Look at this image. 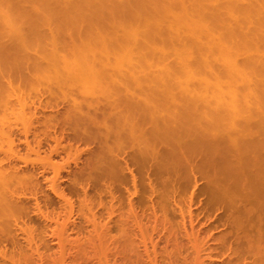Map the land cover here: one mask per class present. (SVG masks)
<instances>
[{
  "label": "rangeland",
  "instance_id": "374dc122",
  "mask_svg": "<svg viewBox=\"0 0 264 264\" xmlns=\"http://www.w3.org/2000/svg\"><path fill=\"white\" fill-rule=\"evenodd\" d=\"M87 1L0 0V165L15 181L11 199L19 208L10 223L0 218V264H264V76L256 73L264 67L251 64L250 75L246 64L243 79L223 72L216 49L208 58L209 47L233 50L247 43L244 35H256L264 1L235 0L263 10L245 23L240 7L229 11L234 0ZM178 19L171 40L169 24ZM238 27L243 38L233 30L229 40L227 30ZM191 35L202 39L201 54ZM235 54L242 67L254 51ZM215 77L235 90L237 110L215 97L209 105L199 100L201 108L192 104ZM229 92H220L226 102L235 94ZM125 99L149 109L138 104L131 113ZM120 113L144 121L134 135L150 126L166 129L170 140L153 139L148 151L130 128L121 140ZM185 139L192 143L183 146ZM167 148L173 152L162 154ZM255 187L263 190L257 198Z\"/></svg>",
  "mask_w": 264,
  "mask_h": 264
},
{
  "label": "bare ground",
  "instance_id": "6f19581e",
  "mask_svg": "<svg viewBox=\"0 0 264 264\" xmlns=\"http://www.w3.org/2000/svg\"><path fill=\"white\" fill-rule=\"evenodd\" d=\"M93 1H94V0H93ZM93 1L89 0V1H87V2H88L87 4H89V3L91 4V2H93ZM103 1H104V0H103ZM238 1H239V0H238ZM263 1H264V0H263ZM47 2H48V1H47ZM232 2H233V1H232ZM260 2H261V1H260ZM100 3H102V2L100 1ZM233 3H234V4H233ZM233 3L230 4V5H232V6H230L231 9H230V10L228 9V10H229V11H232V12L235 11L237 8H238V10H239V7H240L241 5L238 7V2H235V0H234ZM262 3H264V2H261V4H262ZM90 4H89V5H90ZM92 4H93V3H92ZM251 4H252V3H251ZM252 5H253V4H252ZM254 5H255V6H250V5H249V7H248V5H246V6L248 7V9H245V8H246L245 5H244L243 7H240V9H241L240 12L242 11V14L244 15V13H243V11H244V12H245V16H243V17H245V20L247 19L246 21L243 20L241 23H243V22H244V23H245V22H248V18H249V21H250V20H251L250 18H253V17H254V15H255V14H254L255 8H259L260 6H262V9H263V7H264V4L259 5V7H258L256 4H254ZM233 6H236L237 8H236V7L234 8ZM256 6H257V7H256ZM249 8H250V9H249ZM251 8H253V9H251ZM232 9H233V10H232ZM234 9H235V10H234ZM259 9H260V10H259ZM259 9H258V10H259L260 13L263 12V10H262L261 8H259ZM245 10H246V11H245ZM249 10H250L251 12H252V10H253V12L250 13ZM261 10H262V11H261ZM247 11H248V13H247ZM247 14H248V15H247ZM249 14H251V15L253 14V16L251 17ZM256 14L259 15V13H256ZM261 14H263V15H259V17H258V16H256V17H258V20H257V21H260L259 24H260L261 27H260L259 24H258V27H257V28H258V29H259V28L261 29V30L259 29V31H261L262 35L260 36L261 33H260L259 31H257V32H256V35H255V30H254L253 33H252L253 35H252V34H251L252 36H251V35H250V36L247 35L248 37L244 35V32L242 33V34L244 35V38H243V37H242V38H243L244 40L247 39L246 42L249 43L250 45L247 44V43H246L247 45L244 44L245 41L241 40L240 43H239L241 46L239 47V45L237 44L238 46H237L236 48H234V49H236V50H234V49H233V50H230V49H228L227 47L225 48L223 45H221L220 47L215 46L216 48H214V47H213V48L209 47V54H210V55H208V58H209V56H213V55H214V53H213L214 50H213V49H216V50L218 51L217 53H219V55L221 56L220 58L223 60V62H226V64L224 63V65H225V66L223 67L224 69L222 68V69H223V72L226 70V72L231 73V74H232V73H237V74H240L241 76L243 75V76L241 77V78H243V77H245L244 74H247V71H248L249 73H250V71H251V73H252V70H251V69H253V67L258 66V64H259L261 67H264L263 64H262V62H263V60H262V58H263V57H262V54H261V56L259 57V54H260L259 51H261V49H262V48H260V47H263V46H264V41L262 42L263 39H262V40L260 39V38H264V36H263V35H264V32H263V31H264V29H263V28H264V13H261ZM246 16H247L248 18H247ZM260 16H261V17H260ZM203 17H204V16H203ZM214 17H215V16H214ZM259 18H260V20H259ZM243 19H244V18H243ZM177 21H178V22H177ZM177 21L175 20V22L173 21V23L171 22V23L169 24L170 29L168 28L169 31L167 30V31H168V32H167L168 35H169L170 32L172 33V31H178V29L181 28V27H179V26H181L183 22L179 21V19H178ZM257 23H258V22H257ZM179 24H180V25H179ZM177 25H178V26H177ZM200 26H201V25H200ZM200 26H199V27H200ZM184 27H185V26H184ZM239 27H241V26H239ZM239 27H238V28H239ZM196 28H197V27H196ZM238 28H236V29H231V30H230V29L227 30L228 34H227V32H226V36L229 37V40H230V38H233L234 35L237 36V35H236L237 33H238L239 37L241 36V32H242V31H240V28H239V29H238ZM241 28H242V27H241ZM184 29H185V28H184ZM195 30H196V29H193V30H192V32L194 31V35H195V33H196ZM201 30H202V29H201ZM233 30H235V31L237 30V33H236L235 31H233ZM241 30H242V29H241ZM181 31H182V30H181ZM196 31H197V32L200 31L199 28H198V30H196ZM238 31L240 32V34H239ZM171 33H170V35H169V36H170L169 39L172 38L171 35L175 38V37H176L175 34H171ZM200 33H202V32H200ZM178 34H179V33H178ZM180 34H181V33H180ZM192 34H193V33H192ZM254 35H255V36H254ZM257 35H259L260 38H258ZM177 36H178V35H177ZM191 36H193V35H191ZM198 36H199V34H198ZM198 36H197V38H198ZM253 36H254V37H253ZM256 36H257V38H255ZM201 37H202V36H201ZM246 37H247V38H246ZM195 38H196V36H195V37L193 36V39H192V41H190V43L192 42V43H194L195 46H198V43H199V41H200V43H199L200 45L196 48V47H194V45L191 46V45H192V43H191V45L189 44V45H190V46H189V49H190V48H193V49L196 48L195 50L198 51V48H199L198 53H200V49H201V51L203 50V52H204L203 45H202L203 43H202V41H201L202 39H201V38H198V39L196 38V39H195ZM240 38H241V37H240ZM242 38H241V39H242ZM248 38H249V40H251V39L254 38V40L256 41V43H255V42H252L253 40H252L251 43H250V41H248ZM194 39H195V40H194ZM199 39H200V40H199ZM256 39H257V40H256ZM258 39H259V40H258ZM171 40H173V38H172ZM195 41H196V42H195ZM242 41H243V42H242ZM259 41L262 42V43H259L260 45L262 44L261 46L258 44ZM241 42L243 43V45H244L245 47H247V49H246V48H245V49L242 48V47H244V46L242 45ZM251 44H252V45L254 44V45L251 46ZM255 44H256V46H255ZM257 44H258V45H257ZM248 45H249L250 47H253V48H250V47L248 48ZM258 46H259V47H258ZM201 47H202V48H201ZM238 48L241 49V50H239ZM258 48H260L259 51L256 50V49H258ZM189 49H187L186 53H188V52L191 53V51H188ZM193 49H192V50H193ZM218 49H219V50H218ZM248 49H249V50H248ZM207 50H208V49H207ZM207 50L205 49L206 54H207ZM210 50L213 51V52H211ZM238 50H239V51H238ZM242 50H246V51H248V52H250L251 50H253V51H254V54H255L256 51H257L258 53L255 54V57L258 58L259 61L254 57V54H252V56H251V54H250V55L247 56V57L249 58V57L251 56V57H250L251 60H250V59H247V57H246V58H245L246 61H245L243 64L240 65V66H242V67H238L239 64L236 65L237 63H235V62H237V61L233 60V57L235 58L236 56H238L239 54L236 55L235 53H236V52L239 53V52L242 51ZM197 51H195V52H197ZM203 52H202V54H205V53H203ZM234 52H235V53H234ZM261 52H262V53L264 52L263 49H262ZM233 53H234L235 55H234ZM200 54H201V53H200ZM206 54H205V55H206ZM211 54H212V55H211ZM233 55H234V56H233ZM257 55H258V56H257ZM261 57H262V58H261ZM208 58H207V59H208ZM259 58H261V59H259ZM221 59H220V60H221ZM215 60H216V59H215ZM256 60H257V62H255ZM261 60H262V61H261ZM205 61H207V62L205 63ZM205 61H204V63H205L204 66H206V65L208 64L209 67H210V66H211V64H210L211 62L208 63V61H210V59L205 60ZM213 61H214V59L212 60V62H213ZM249 61H251V62H249ZM252 62H254L255 64H253ZM258 62H259V63H258ZM99 63L102 64L101 61L98 62V64H99ZM103 63H104V62H103ZM214 63H215V62H214ZM248 63H249V66H248ZM256 63H257V65H256ZM246 64H247V65H246ZM251 64H252V65H256V66H252ZM103 65H104V64H103ZM208 65H207V66H208ZM245 65L248 66V67H247V71H246V69H245V68H246ZM250 65H251L252 68L250 67ZM244 66H245V68H243ZM99 67H100V66H99ZM102 67H103V66H102ZM249 67H250V68H249ZM261 67H260V69H261ZM210 68H212V66H211ZM99 69H101V67H100ZM99 69H98V70H99ZM249 69H250V70H249ZM94 70L97 71L96 68H95ZM102 70L104 71V69H102ZM220 70H221V69H220ZM220 70H219V71H220ZM100 71H101V70H99V72H95V73L100 75V74H101ZM221 72H222V71H221ZM260 72H261V70L258 71V72L256 71L257 74H259V75H261V76H264V71H263V73H260ZM95 73H94V74H95ZM251 73H250V75H252ZM257 74H256V75H257ZM99 75H96V76L100 77ZM96 76H95V78H96ZM217 78H218V77H217ZM217 78L215 77L216 80H215V81L213 80V82H210V80H208V81L205 80V81H204L205 84L200 85V87H206L205 89L203 88L206 92H205L203 89H201L202 94L205 93L204 95L201 94V96L204 97V98H199L198 100H193V99H196V98H189V99L192 100V104H193V101H194V104H195V101H196V103H198L199 100L201 101V100L204 99V102H203V103H207L208 105H209L211 102L214 103L215 101H217V102L219 101L218 104H219L220 106H222V105L224 104V105H223L224 109H225V105H226V103H228V105H231V104H232V105L234 106L233 108H234L235 110H237V109H236V108H237V105L239 106V105H241V103H240V104H237V103H236L237 100H238V98H237V96H236V92H235V90H232V89L229 88V90H230L231 92H232V91H233V92L231 93V92H229V90L227 91V89H225L226 87H223V85H222L223 82H222V81L219 82L218 79H220V78H218V79H217ZM243 79H244V78H243ZM245 79H248L247 75H246V78H245ZM221 82H222V83H221ZM201 83H203V81H202ZM208 83L211 84V85H213V86L209 85ZM212 83H213V84H212ZM204 85H205V86H204ZM208 85H209V86H208ZM221 85H222V89H224V90H226V91H224V90L221 91V89H219V88L221 87ZM259 85H262V84H259ZM105 86H106V85H105ZM207 86H208V87H207ZM210 86H211V88H210ZM106 87H107V86H106ZM215 87H216V88H215ZM217 87H218V88H217ZM229 87H230V86H229ZM208 88H210L212 91H213V90L216 91V92L214 91V95H213V96H209V95H208V92H209V91H208V90H209ZM206 89H207V90H206ZM217 89H218V91H217ZM211 90H210V91H211ZM217 92H219V93L222 92V93H224V95H225L227 92H229L231 95H232L234 92H235V94H233V96H230L229 93H228V95L230 96V98H229V102H228V101L226 102V101L223 99L224 95H223L222 93H220V94L218 95ZM215 94L217 95V97L219 96L218 99H217V97H216ZM206 95H208V98H207ZM220 95H221V96H220ZM242 95H243V97H242V96H240V97H242V98L244 99V97H246V94L243 93ZM244 95H245V96H244ZM247 95H248V94H247ZM222 96H223V97H222ZM209 97H215V98H212V99H215V101H214V100L211 101V99H209ZM232 97H233V98H232ZM126 98H127V97H126ZM205 98H206V99H205ZM221 98H222V99H221ZM224 98H225V97H224ZM242 98H240V100H239L240 102L242 101ZM128 99L130 100V97H128ZM132 99H133V97L131 98V100H132ZM189 99H184V100H185V101H186V100L190 101ZM216 99H217V100H216ZM231 99H232V100H231ZM134 100H135V99H134ZM132 101H133V100H132ZM132 101H130L131 103H130V102L128 103V101H126V99L124 100V102H127L126 104H130V105H129V106H130V107H129V110H128V109H127V110H128L129 112H131V111L136 112V111H137V108L139 107L138 104L140 105V104L142 103V101L140 100L141 103H139V100L137 101V99H136V100L134 101V103L137 102V105H136V106H134L135 104H134ZM188 101L185 102V103L182 102V104H183V103H184V104L187 103V104L190 105V104H191V101H190V103H189ZM200 101H199V102H200ZM208 101H211V102L208 103ZM223 101H224L225 103H224ZM230 101H231V103H230ZM232 101H233V102H232ZM246 101H247V97H246V99H244V101H242V102L246 104V103H248V102H246ZM119 102H120V101H119ZM121 102H123V100H122ZM201 102H202V101H201ZM217 102H216V103H217ZM112 103H113V102H111V104H112ZM132 103H133V105H131ZM145 103H146V102H145ZM145 103L142 104V105H144V106H142V105H140V106H142V107H147V108H148V105L146 106L147 103H146V104H145ZM203 103H201V105H202ZM216 103H215V104H216ZM229 103H230V104H229ZM235 103H236V105H235ZM126 104H124V106H125ZM194 104H193V105H194ZM207 104H206V105H207ZM211 104H212V103H211ZM221 104H222V105H221ZM189 105H187V107H189ZM193 105H191V106H193ZM195 105H196V106L198 105V107L201 108V105L199 106V103H198V104H195ZM216 105H217V104H216ZM216 105H215V106H216ZM228 105H226V106H228ZM124 106H123V107H124ZM133 106L136 107V108H134ZM137 106H138V107H137ZM184 106H185V105H184ZM204 106H205V105H204ZM220 106L217 105L216 107H220ZM235 106H236V108H235ZM246 106H247V105H246ZM246 106H245V107H246ZM126 107H128V106H126ZM194 107H195V106H194ZM198 107H197V108H198ZM207 107H208V106H207ZM133 108H134L135 110H133ZM183 108H184V107H183ZM197 108H196V110L194 109L195 112L198 110ZM204 108H205V107H204ZM226 108L228 109V107H226ZM131 109H132V110H131ZM145 109H146V108H145ZM145 109H143V110H145ZM148 109H149V108H148ZM217 109H218V108H217ZM227 109H225V110H227ZM244 109H246V108H244ZM123 110H124V111H127L125 108H123ZM178 110H180V108H179ZM185 110L187 111V108H185ZM185 110H184V111H185ZM188 110H189L188 112H190L191 107H189ZM194 110H193V111H194ZM199 110H201V109H199ZM202 110H203V108H202ZM204 110H205V109H204ZM128 111H127V112H128ZM149 111H150V110H149ZM184 111H181V113H182V112L184 113L183 116H181V117H183V118H184V115L186 114V111H185V112H184ZM210 111H211V109H210ZM120 112H121V111H120ZM122 112H123V111H122ZM137 112H138V111H137ZM176 112L178 113L179 111H176ZM176 112H175V113H176ZM191 112H192V111H191ZM198 112H199V113H198ZM198 112H197V114H200V111H198ZM235 112H237V111H235ZM241 112H242V111H241ZM123 113H124V112H123ZM131 113H132V112H131ZM144 113H145V112H144ZM144 113H142V112L140 111V114H141V115L139 114V116L142 117ZM202 113L204 114V113H206V112L203 111ZM207 113H208V111H207ZM215 113H216V112H215ZM124 114H126V112H125ZM150 114H151V113H150ZM188 114H190V113H188ZM191 114H192V113H191ZM203 114H202V115H203ZM210 114H212V111L210 112ZM120 115H121V113H120ZM128 115H129V114H128ZM128 115H126L127 117H125L124 115H123V116L121 115V117H123V119L121 120V121H122L121 124L118 123V121H120V119H119L118 121L116 120L117 122L115 121L116 124L118 123V125L120 124V125L124 128V129L122 130L121 135L124 133L123 131H125L126 128H130V130H132V131H131V135L129 134V136H132V137H133V139H132L133 142H134V141L136 142V141L138 140L137 142H139V145H140V144L143 145V143H144V144L146 145V146H145V149L148 148V151H149V147H148V146H149V145H152L151 142H152V143H155V142H153V141H155V140H153V139H157V141H159V142H160V141H164V139H166V141L168 142V139H169L168 137H169V136H168V135L166 136V134H165V130H166V129H165V126H164V129H165L164 131H159L160 134L157 132L158 135H157V133H156L155 131H153V130L150 128V126H148V128H149L150 130L146 128V131H148V132L145 131V132L141 133L140 136H138V135H137V136L134 135V132H133V131L135 130V127L140 126L144 121H143L141 124H140V122H141L142 120H144L145 117H142L141 121H139L138 119H140L141 117L137 116V117H139V118L136 119L135 117H133L134 114H131L130 117L136 119V120H137V121H136V120L130 119ZM152 115H153V114H152ZM186 115H187V114H186ZM193 115H195V114H193ZM204 115H205V114H204ZM215 115H216V114H215ZM231 115H233V114H231ZM144 116H145V115H144ZM190 116H191V115H189V116H187V117H190ZM196 116H197V115H196ZM206 116H207V118H208V115H206ZM240 116H241V113H240ZM151 117H152V116H151ZM151 117H150V118H151ZM153 117H154V116H153ZM231 117H232V116H231ZM118 118H120V117L118 116ZM159 118H160V117H159ZM198 118H199V117H198ZM172 119H174V118H172ZM186 119H189V118H186ZM201 119L204 120V117L202 116ZM201 119H200V124H201ZM170 120H171V118H170ZM178 120H179V119H178ZM192 120H193V117H192ZM203 120H202V121H203ZM149 121H151V119H150ZM153 121L156 122V119L153 120ZM153 121H152V122H153ZM159 121H160V119H159ZM175 121H177V120H175ZM215 121H216V120H215ZM242 121H243V120H242ZM155 122H153V125H151V126H156V127H157V125H156L157 122H156V124H155ZM177 122H178V121H177ZM186 122H187V120H185V123H186ZM189 122L192 123L191 119H189L188 123H189ZM213 122H214V121H213ZM163 123H164V122H163ZM170 123H171V122H170ZM174 123H175V122H174ZM178 123H182V121L180 120V122H178ZM214 123H215V122H214ZM237 123H238V121H237ZM147 124H148V123H147ZM160 124H162V122H161ZM160 124L158 123V129L162 128V127L159 128ZM175 124H176V123H175ZM175 124H173V125L176 126L177 124H176V125H175ZM235 124H236V123H235ZM235 124H234V125H235ZM9 125H11V124H9ZM9 125H8V126H9ZM113 125H115L114 122H113ZM120 125L117 127V129H121V126H120ZM148 125H149V124H148ZM162 125H163V124H162ZM180 125H181V124H179V127H178L179 129L182 128V127H180ZM213 125H214V124H213ZM237 125H238V124H237ZM245 125H246V124H245ZM8 126H7V127H8ZM177 126H178V125H177ZM181 126H182V125H181ZM249 126H250V125H249ZM133 127H134V128H133ZM142 127H143V126H142ZM156 127H152V128H156ZM171 127H172V124H171ZM171 127H170V128H171ZM212 127L214 128V126H212ZM242 127H244V126H242ZM245 127H246V126H245ZM245 127H244V128H245ZM2 128H3V127H2ZM132 128H133V129H132ZM170 128H169V129H170ZM207 128H208V127H206V129H207ZM237 128H238V127H237ZM237 128L235 127L234 129H237ZM244 128H242V130H243ZM246 128H247V127H246ZM0 129H1V127H0ZM6 129H7V128H6ZM195 129H196V128H195ZM197 129H198V128H197ZM208 129H209V128H208ZM208 129H207V130H208ZM240 129H241V127H240ZM154 130H155V129H154ZM162 130H163V129H162ZM174 130H175V129H172V128H171V132H172V131L174 132ZM182 130H183V129H182ZM201 130H202V129H201ZM237 130H238V129H237ZM248 130H249V129H248ZM6 131H7V130H6ZM126 131H128V130H126ZM176 131H177V130H176ZM199 131H200V130H199ZM235 131H236V130H235ZM235 131H234V133H235ZM8 132H10V131H8ZM108 132H109V131H108ZM114 132H116L117 135L119 134V132H117V131H114ZM132 132H133V134H132ZM136 132H137V131H136ZM162 132H164L163 134H164V136H166L167 138H166V137H163V134L161 135ZM10 133H11V132H10ZM106 133H107V132H106ZM116 133H115V134H116ZM127 133H128V132H127ZM127 133L125 132V134H123V136H122L123 139H121V140H124V138H126ZM153 133H155V134L153 135ZM183 133H185V132H183ZM232 133H233V132H232ZM232 133H231V135H232ZM1 134H3V133L1 132ZM109 134H111V132H109ZM235 134H236V133H235ZM3 135H4V134H3ZM105 135H106V134H105ZM119 135H120V134H119ZM159 135H161V136H159ZM170 135H172V136H170V138L174 136L173 133L170 134ZM108 136H109V135H107V136H105V137L108 138ZM111 136H112V135H111ZM113 136H114V135H113ZM129 136L127 137V139L130 138ZM134 136H135V137H134ZM153 136H154V137H153ZM233 136H234V135H232V137H233ZM122 137L120 136V138H122ZM158 137H160L161 139H158ZM162 137H163V140H162ZM186 137H187V136H186V134H185V138H186ZM230 137H231V136H230ZM234 137H236V135H235ZM115 138H116V137H115ZM174 138H176V136H174ZM181 138H184V136H181ZM181 138H180V140H181V142H182V139H181ZM236 138H239V137H236ZM236 138H235V140H236ZM136 139H137V140H136ZM172 139H173V138H171V140H172ZM176 139H177V138H176ZM176 139H175V140H176ZM187 139H188V138H187ZM187 139L184 140V143H183V144H182L181 142H180V143H181L183 146H185V145H186L185 143H187V142H185V141H186ZM230 139H231V138H230ZM111 140H112V139H111ZM129 140H130V139H129ZM152 140H153V141H152ZM169 140H170V139H169ZM175 140H174V141H175ZM178 140H179V138H178ZM202 140H203V139H202ZM206 140H207V139H206ZM238 140H239V139H238ZM244 140H245V139H244ZM150 141H151V142H150ZM187 141H188V140H187ZM247 141H248V140H247ZM167 142H166V143H167ZM170 142H171V141H170ZM170 142H169V143H170ZM177 142H178V141H177ZM188 142H190V141H188ZM201 142H204V141H201ZM201 142H200V143H201ZM232 142H233V141H232ZM234 142H235V141H234ZM121 143H122V142H121ZM164 143H165V142H164ZM169 143H168V144H169ZM173 143H174V142H173ZM180 143H178V145H179ZM191 143H192V142H190V144H191ZM207 143H208V142H207ZM253 143H254V142H253ZM116 144H117V143H116ZM155 144H156V143H155ZM168 144H167V145H168ZM170 144H171V143H170ZM170 144H169V146H171ZM174 144H175V143H174ZM187 144H188V143H187ZM190 144H188V145H190ZM128 145H129V144H128ZM133 145H134V144H133ZM136 145H138V144H136ZM157 145H159V144H157ZM157 145H156V147H157ZM112 146H113V145H112ZM114 146H115V145H114ZM143 146H144V145H143ZM233 146H234V144H233ZM133 147H134V146H133ZM136 147H138V146H136ZM151 147H152V146H151ZM172 147H173V149H175L174 146H171V148H172ZM179 147H180V145H179ZM112 148H113V147H112ZM134 148H135V147H134ZM139 148H140V147H138L137 149H139ZM160 148H161V147H160ZM169 148H170V147H169ZM169 148H167V150L164 151L165 153H162V154L169 155V154H170V151L172 150V149L170 150ZM186 148H187V147H186ZM188 148H189V147H188ZM188 148H187V149H188ZM140 149H141V148H140ZM155 149H156V148H155ZM181 149H182V148H181ZM159 150H160V149H159ZM189 150H190V149H189ZM142 151H143V149H142ZM150 151H151V149H150ZM161 151H162V150H161ZM175 151H176V150H175ZM175 151H174V152H175ZM144 152H145V151H144ZM151 152H152V151H151ZM153 152H154V150H153ZM157 152H158V151H157ZM171 152H173V151H171ZM141 153H143V152H141ZM145 153H147V152H145ZM145 153H144V154H145ZM158 153H159V152H158ZM160 153H161V152H160ZM167 153H169V154H167ZM150 154H151V153H150ZM141 155H142V154H141ZM145 155H149V154L147 153V154H145ZM145 155H144V157H145ZM162 156H163V155H162ZM147 157H148V156H146L145 159H147ZM164 157H165V155H164ZM0 158H1V157H0ZM153 158H154V157H153ZM160 158H162V157L160 156ZM160 158H159V159H160ZM172 158H173V157H172ZM145 159H144V160H145ZM161 160H162V159H160L159 161H161ZM174 160H175V159H174ZM171 161H172V160H171ZM0 162H1V161H0ZM162 162H163V160H162ZM165 162H166V161H165ZM168 162H170V161H168ZM170 163H171V162H170ZM170 163H169V164H170ZM173 163H174V162H173ZM173 163H172V164H173ZM0 164H1V163H0ZM166 164H167V162H166ZM174 164H175V163H174ZM3 165H4V164H3ZM167 165H168V164H167ZM167 165H166V166H167ZM170 165H171V164H170ZM6 169H7V167H6ZM8 170H9V169H8ZM10 171H11V170H10ZM10 173H11V172H10ZM10 173L5 172L4 167H3L2 165H0V218L5 219V220L3 221V222L5 223V225H6V223H7V224L10 223V222H7V220H8L10 217H12V219H13V217H16V216H15V213H16L17 211H19L18 206H17V205L14 203V201L11 199V198L13 197V194L16 193V195H17V192H16V191H18V190L15 189V181L13 180V177L11 176ZM236 173H237V172H236ZM17 178H18V177H17ZM252 178H254V177H252ZM252 178H251V179H252ZM238 179H239V178H238ZM15 180H16V179H15ZM239 180H240V179H239ZM245 180H248V179H245ZM249 180H250V179H249ZM252 180H253V179H252ZM254 180H255L256 182L259 181L258 179H255V178H254ZM260 180H261V182H262V181L264 182V179H260ZM16 181H17V180H16ZM217 181H218V180H217ZM218 182H219V181H218ZM252 182H253V181H252ZM252 182H251V183H252ZM256 182H253V183L256 184ZM259 182H260V181H259ZM213 183H214V182H213ZM239 183H240V182H239ZM246 184H248L247 186L251 187L250 184H249V182H247ZM246 184H245V185H246ZM260 184H262V183H260ZM260 184H258V182H257L256 186H257V185L260 186ZM263 184H264V183H263ZM263 184H262V185H263ZM241 185H242V184H241ZM245 185H244V188L246 189V186H245ZM251 185H252V184H251ZM262 185H261V186H262ZM57 187H58V186H57ZM241 187H242V186H241ZM252 187H254V186H252ZM255 188H256V187H255ZM257 188H258V187H257ZM257 188H256V190H255L254 188H252V189H254L253 191H254L255 193L252 191V189H249V188H248L249 191L251 190L250 192H253L254 195L256 194V195H255L256 197H253V198H257V195L260 194V196H261V195L263 194V192H261V191L264 190V189H263L264 187H262L263 190H260V188H259V189H257ZM54 189H56V186H55V185H53L52 190L56 193L57 190L55 191ZM248 189H247V190H248ZM15 190H16V191H15ZM224 190H225V189H224ZM226 190H227V189H226ZM258 190H260V191H258ZM249 191H248V192H249ZM256 191H258V194L256 193ZM19 192H20V191H19ZM245 192H247V191L245 190ZM259 192H260V193H259ZM253 193H252L251 195H253ZM56 194H58V193H56ZM244 195H246V193H244ZM249 195H250V194H249ZM251 195H250V197H251ZM20 196H21V195H20ZM224 196H225V195H224ZM15 197H16V196H15ZM246 197H247V195H246ZM263 197H264V196H263ZM20 198H21V197H20ZM20 198H18V199H20ZM248 198H249V197H248ZM258 198H259V197H258ZM247 200H248V199H247ZM249 200H252V199H249ZM259 201H260V200H259ZM259 201H257V202H259ZM15 202H16V201H15ZM16 203H17V202H16ZM18 203H19V202H18ZM248 203H249V201H248ZM250 205H251V204H250ZM246 208H248V206H247ZM250 208H251V206H250ZM249 211H250V210H249ZM247 212H248V211H247ZM250 212H251V211H250ZM259 213H260V212H259ZM16 214H17V213H16ZM253 217H254V216H253ZM261 217H262V216H261ZM263 217H264V216H263ZM255 218H256V217H255ZM16 220H17V219H16ZM12 221H13V220H12ZM17 221H18V220H17ZM0 222H2V221H0ZM260 223H261V222H260ZM0 225H1V224H0ZM262 225H263V224H262ZM7 227H8V226H7ZM7 227H6V229H7ZM3 228H5V227H3ZM3 230H5V229H3ZM3 230H2V231H3ZM2 231H1V232H2ZM3 232H6V231H3ZM3 232H2V233H3ZM3 234H4V233H3Z\"/></svg>",
  "mask_w": 264,
  "mask_h": 264
}]
</instances>
